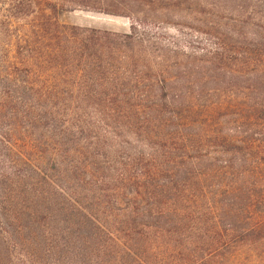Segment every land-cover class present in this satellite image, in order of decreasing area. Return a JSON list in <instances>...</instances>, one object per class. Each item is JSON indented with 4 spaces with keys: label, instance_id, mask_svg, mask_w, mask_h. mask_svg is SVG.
Instances as JSON below:
<instances>
[{
    "label": "trees",
    "instance_id": "16d2710c",
    "mask_svg": "<svg viewBox=\"0 0 264 264\" xmlns=\"http://www.w3.org/2000/svg\"><path fill=\"white\" fill-rule=\"evenodd\" d=\"M140 1L0 0V118L13 122L0 129V217L21 250L8 264H264V76L219 111L240 134L205 137L135 19L125 34L60 21L131 18ZM122 128L145 146L119 152L107 133Z\"/></svg>",
    "mask_w": 264,
    "mask_h": 264
},
{
    "label": "rangeland",
    "instance_id": "374dc122",
    "mask_svg": "<svg viewBox=\"0 0 264 264\" xmlns=\"http://www.w3.org/2000/svg\"><path fill=\"white\" fill-rule=\"evenodd\" d=\"M153 1L137 2L131 18L101 10L76 9L63 11L60 21L125 34L131 32L135 19L139 34L148 41L146 46L169 66L170 74L176 79L175 90H188L194 97L198 111L190 114L197 119L193 125L199 132L211 137L219 127L223 128L219 134L224 131L240 134L235 128L238 122L227 119L231 120L228 122L219 111L227 105L239 104L241 97L256 86V80L264 76V55L257 52L259 38L255 35L256 30L264 33V0ZM256 24L262 25L261 28ZM12 123L9 116L0 118V129L8 131ZM124 131L125 128L119 129V135L114 137L107 133L111 143L120 146L116 148L119 152H125L128 145L132 149L145 146L138 138L123 137ZM217 149L205 146L203 152L209 158L221 155L226 159ZM47 190L50 193L55 189ZM53 197V202L59 204V196ZM44 206L46 212L53 211L49 202ZM15 228L14 220L0 217V264L10 262L6 252L13 255L10 260L14 261L16 252L21 251L7 239L6 230Z\"/></svg>",
    "mask_w": 264,
    "mask_h": 264
}]
</instances>
